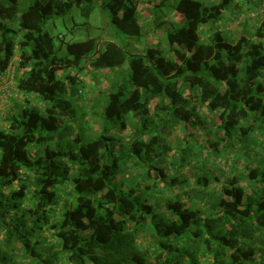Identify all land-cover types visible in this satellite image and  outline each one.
<instances>
[{
	"label": "trees",
	"instance_id": "obj_1",
	"mask_svg": "<svg viewBox=\"0 0 264 264\" xmlns=\"http://www.w3.org/2000/svg\"><path fill=\"white\" fill-rule=\"evenodd\" d=\"M18 1L0 0V77L24 97L0 120V264H213L217 246L264 264V18L227 39L204 27L235 0H97L127 47L59 54L46 23L94 0Z\"/></svg>",
	"mask_w": 264,
	"mask_h": 264
},
{
	"label": "rangeland",
	"instance_id": "obj_2",
	"mask_svg": "<svg viewBox=\"0 0 264 264\" xmlns=\"http://www.w3.org/2000/svg\"><path fill=\"white\" fill-rule=\"evenodd\" d=\"M235 1L236 2L234 3L232 2L233 4L231 3L228 7H226L223 10V14L220 20L210 22L206 25V27H204L206 31L209 30L210 32H213L215 29H219L220 31H222L223 35L227 39L238 38V36H240L241 34H244L247 37H252L254 35L256 27L259 25V22L264 18V0H235ZM215 2L216 1L212 0L210 3H215ZM29 3L30 0H19L18 1L19 13L22 12ZM235 3L236 5H234ZM146 6H147L146 2L142 4V8L140 10L141 16H144V14L147 12ZM168 11H169L168 7L163 8V12H165V14ZM138 16H140V14ZM155 16L163 19V15L160 12H158ZM45 28L52 34L54 38V44L56 46L60 44L62 45L59 54H64L66 52L65 45L68 42L93 38V39H99L100 45H103V43H105L106 41H113L120 46L127 47L125 46V44L128 43L130 39H132V38H125L124 35L109 21V17L106 10L102 8L100 2L97 0H94L92 9L87 15L83 13V11L80 9L79 6L74 4L70 13L66 14L63 17L54 15L46 23ZM11 72H9L8 78L7 80L5 79V82L8 83L11 94L13 93V95L10 96L11 97L13 96L14 98L15 97L14 93H16V91L11 86L13 83ZM92 79L93 78H90L88 80H92ZM96 81L95 79H93V81L90 82L91 84L94 85ZM105 82L106 81L104 80H98V83H100L101 86H104ZM86 84L88 83L86 82ZM88 85H90V83ZM74 88H77V85ZM27 95L35 96L33 93H29ZM18 99L16 100L17 107L10 105L9 107H11L10 108L11 110H9V108L7 107L6 111L15 112L18 108L20 101H22V99L21 100ZM40 101H41L40 103L37 102L39 103L37 105L29 104L28 106L27 105L26 106L27 107L34 106V108L37 107V109L43 111L44 106L47 103L43 100ZM93 130H94L93 127L92 128L90 127L88 129V132L92 133ZM179 133L181 134V131H179ZM181 136L182 135H171L172 145H174V143H176L177 145L178 142H180ZM171 140L169 139V142ZM166 141L167 139L165 140V142ZM198 157L201 158L200 156ZM186 169L190 170L191 168L187 167ZM224 169H227V166H225ZM201 170L194 169L193 172L197 173V172H201ZM189 193L192 194L191 191ZM166 195H170V193L166 192ZM212 254L216 259V262L213 264H226L228 262L227 258L225 257L226 250L224 248L217 246L212 251ZM207 259L208 261H210V256H208ZM25 263L26 262L24 261V264ZM202 264H206V262H203Z\"/></svg>",
	"mask_w": 264,
	"mask_h": 264
},
{
	"label": "crops",
	"instance_id": "obj_3",
	"mask_svg": "<svg viewBox=\"0 0 264 264\" xmlns=\"http://www.w3.org/2000/svg\"><path fill=\"white\" fill-rule=\"evenodd\" d=\"M6 75H4V77H0V120L4 119L6 116H8L9 114H11L13 112V111H6L7 107L9 108V110H11L10 109L11 107H9L10 105L17 107L16 100L18 98H20L18 100H21L24 98L23 94L17 93V92L14 93V96H15L14 98H13V96L12 97L10 96V95H13V93L11 94L8 83L5 82V79L7 80V78H8ZM12 86H13V84H12ZM6 114H8V115H6Z\"/></svg>",
	"mask_w": 264,
	"mask_h": 264
},
{
	"label": "clouds",
	"instance_id": "obj_4",
	"mask_svg": "<svg viewBox=\"0 0 264 264\" xmlns=\"http://www.w3.org/2000/svg\"><path fill=\"white\" fill-rule=\"evenodd\" d=\"M12 84H14V83H12ZM12 86V85H11ZM13 87V86H12ZM13 89H14V87H13Z\"/></svg>",
	"mask_w": 264,
	"mask_h": 264
},
{
	"label": "built area",
	"instance_id": "obj_5",
	"mask_svg": "<svg viewBox=\"0 0 264 264\" xmlns=\"http://www.w3.org/2000/svg\"><path fill=\"white\" fill-rule=\"evenodd\" d=\"M10 95V94H9Z\"/></svg>",
	"mask_w": 264,
	"mask_h": 264
}]
</instances>
